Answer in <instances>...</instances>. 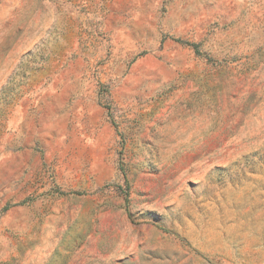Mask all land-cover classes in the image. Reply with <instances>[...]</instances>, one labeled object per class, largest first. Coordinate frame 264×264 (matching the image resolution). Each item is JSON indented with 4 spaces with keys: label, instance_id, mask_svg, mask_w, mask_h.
<instances>
[{
    "label": "rangeland",
    "instance_id": "374dc122",
    "mask_svg": "<svg viewBox=\"0 0 264 264\" xmlns=\"http://www.w3.org/2000/svg\"><path fill=\"white\" fill-rule=\"evenodd\" d=\"M0 264H264V0H0Z\"/></svg>",
    "mask_w": 264,
    "mask_h": 264
}]
</instances>
